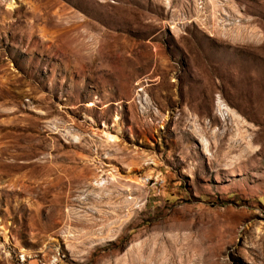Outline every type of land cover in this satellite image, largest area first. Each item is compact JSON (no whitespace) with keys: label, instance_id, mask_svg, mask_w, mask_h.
I'll return each mask as SVG.
<instances>
[{"label":"rangeland","instance_id":"1","mask_svg":"<svg viewBox=\"0 0 264 264\" xmlns=\"http://www.w3.org/2000/svg\"><path fill=\"white\" fill-rule=\"evenodd\" d=\"M13 1L0 264H264V0Z\"/></svg>","mask_w":264,"mask_h":264},{"label":"built area","instance_id":"2","mask_svg":"<svg viewBox=\"0 0 264 264\" xmlns=\"http://www.w3.org/2000/svg\"><path fill=\"white\" fill-rule=\"evenodd\" d=\"M13 1V0H12ZM14 2V1H13ZM139 104H143V109L148 108V102L145 99V103H139Z\"/></svg>","mask_w":264,"mask_h":264}]
</instances>
